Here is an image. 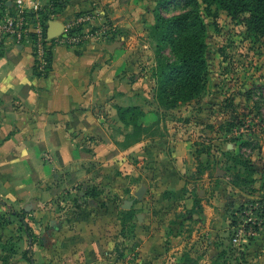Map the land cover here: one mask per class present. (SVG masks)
I'll return each mask as SVG.
<instances>
[{
	"label": "rangeland",
	"instance_id": "374dc122",
	"mask_svg": "<svg viewBox=\"0 0 264 264\" xmlns=\"http://www.w3.org/2000/svg\"><path fill=\"white\" fill-rule=\"evenodd\" d=\"M161 1L122 0L130 6L129 21L134 20L135 29L131 68L123 74L137 81V105L103 111L109 118L94 128L92 143L88 132L77 140L82 159L76 168H60L44 187L36 173L32 179L12 181L23 194H14L8 183V192L0 187V264H35L36 252L43 250L42 235L46 247L55 243L51 221L66 224L74 238L89 236L86 232L95 218L121 220L124 235L132 236L136 213H147L169 227L168 239L175 233L195 239L196 228L191 227L198 210L189 207L198 190L206 195L208 206L220 217L227 212L236 226L225 237L227 248L219 256L231 257V239L264 235V36L217 4ZM177 15L172 22L178 26L160 25L158 16ZM198 19L206 24L205 44L200 47L183 36ZM193 51H201L206 63L203 88L192 99L162 104L156 97L162 67ZM179 79V74L169 79L165 100L178 97V91L172 93L176 87L188 97ZM120 107L138 109L134 117L124 112L122 120ZM187 152L191 161L181 160ZM80 166L89 174H78ZM190 171L193 174H187ZM142 184L147 190L140 200L135 192ZM43 188H48L45 195ZM123 205L137 209L127 212ZM240 229L244 231L237 236ZM226 259L220 264L230 262Z\"/></svg>",
	"mask_w": 264,
	"mask_h": 264
},
{
	"label": "crops",
	"instance_id": "0c3cea01",
	"mask_svg": "<svg viewBox=\"0 0 264 264\" xmlns=\"http://www.w3.org/2000/svg\"><path fill=\"white\" fill-rule=\"evenodd\" d=\"M50 3L51 0H25L28 10L36 5L48 7ZM101 4L105 5V10L100 9ZM8 7L13 12L14 4ZM94 10L115 22L117 32L105 42L55 47L52 69L47 76L36 74V58L28 43L11 42L0 56V187L5 192L9 188L4 186L12 185L14 194H23L20 185L11 182L32 179L34 173L44 187L50 178L59 175L60 168H76L82 159L77 140L88 132V143H92L94 128L109 118V113L103 114V111H112L110 108L114 110L116 105H137L134 103L138 99L135 98L137 81L127 80L123 74L131 68V40L135 32L134 20L129 21L128 2L63 0L54 19L63 21L77 13L88 14ZM114 42L122 45L115 50L108 49ZM182 158L191 161L190 152ZM79 168L78 174L81 171L89 174ZM47 191L48 188H43L42 193L45 195ZM197 194L189 207L198 210L194 213L196 224L191 227L196 228L195 239L179 233L168 239L169 227L149 218L147 213L141 218L136 213L138 223L133 225L132 236L124 235L121 220L113 223L103 217L95 218L86 232L89 236L76 234L74 238L66 224L60 226L51 221L55 243L46 247V237L42 235L43 250L36 252L34 262L185 264L189 257L192 264H220L221 259L226 261L229 257L230 262L224 264H264V235L256 240L246 236L240 240L241 244L231 239V257L229 254L223 257L224 253L219 256L223 248H227L225 237L232 234L236 226L227 212L220 217L215 207L206 204L204 192L198 190ZM122 209L128 212L137 207L123 205ZM216 238L221 240L218 244ZM131 240L135 241L131 243Z\"/></svg>",
	"mask_w": 264,
	"mask_h": 264
},
{
	"label": "trees",
	"instance_id": "16d2710c",
	"mask_svg": "<svg viewBox=\"0 0 264 264\" xmlns=\"http://www.w3.org/2000/svg\"><path fill=\"white\" fill-rule=\"evenodd\" d=\"M8 0H0V4L3 7H8ZM165 0H162L164 2ZM203 3L207 5L217 4L220 7L226 9L231 15L233 19L241 20L247 29L255 32L261 36H264V0H202ZM63 5V0H51V3L48 7H44L41 9V14L43 17L44 27L51 19L55 18V14L57 10ZM85 14L84 12L77 13L75 16ZM30 15H33L30 13ZM180 16H174L173 18H165L162 16H158L160 20V25L165 27L168 25L169 27H176L178 23H174L172 21H176ZM194 24V25H193ZM192 29L185 31L183 36L185 39H191L194 41V44H197L199 47L204 46V37L206 31V24L201 20L193 21ZM46 32V30H45ZM163 34L167 35V30L162 28ZM46 36V33H45ZM32 38H35V34H31ZM196 45V46H197ZM195 52V53H194ZM53 53L54 49L47 47L46 48V56L48 61V71L47 73H41L36 68V74L38 76H47L48 73L52 69L53 64ZM206 70V63L203 60L202 52L193 51L182 53L178 60L173 63H166L164 67H162V72L158 74V90L156 97L158 100L167 106H173L178 100L185 101L187 99L194 98L203 88L204 86V72ZM179 74L180 79L178 80V85H182L185 90L189 91L188 97H184L181 95L180 91L182 87H176L172 90V93L178 91V97L176 99L165 100V85L169 82L170 78H173L175 75ZM180 85V86H181ZM183 89V88H182ZM138 109L137 107H130L127 109H123L120 107L121 111V119L124 120L123 113H129L132 117H134V111ZM143 112V111H142ZM132 121V120H131ZM134 121V120H133ZM30 239H32V235L29 233ZM31 263H33V259H30ZM185 264H192L191 259L187 257L185 259Z\"/></svg>",
	"mask_w": 264,
	"mask_h": 264
},
{
	"label": "built area",
	"instance_id": "2783aa9c",
	"mask_svg": "<svg viewBox=\"0 0 264 264\" xmlns=\"http://www.w3.org/2000/svg\"><path fill=\"white\" fill-rule=\"evenodd\" d=\"M14 8L0 4V56L4 54L8 44L28 43L33 47L36 58V68L41 73H47L48 61L46 48L54 49L59 45L83 46L98 41H107L118 30V25L99 10L88 14L72 16L63 20L64 30L52 39L45 36V27L41 7L35 6L28 10L25 0L13 1ZM32 13L33 15H30ZM35 34V38L31 37ZM244 230L240 229L237 236ZM241 239L235 238V242Z\"/></svg>",
	"mask_w": 264,
	"mask_h": 264
},
{
	"label": "water",
	"instance_id": "95a60500",
	"mask_svg": "<svg viewBox=\"0 0 264 264\" xmlns=\"http://www.w3.org/2000/svg\"><path fill=\"white\" fill-rule=\"evenodd\" d=\"M8 6H12L13 2L8 1ZM64 30V24L62 21L57 19H51L47 26H46V35L48 38L52 39L56 36H59L63 33ZM122 45L121 42H114L111 45L108 46V49L115 50L117 47H120ZM147 190V186L145 184H142L140 188L136 191L135 195L138 197V199H142L145 192ZM139 218H141V215H139Z\"/></svg>",
	"mask_w": 264,
	"mask_h": 264
}]
</instances>
